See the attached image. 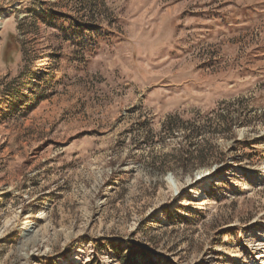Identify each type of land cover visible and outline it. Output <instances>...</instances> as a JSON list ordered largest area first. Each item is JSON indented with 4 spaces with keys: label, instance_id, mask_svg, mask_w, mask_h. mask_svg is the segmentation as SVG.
Returning <instances> with one entry per match:
<instances>
[{
    "label": "rangeland",
    "instance_id": "374dc122",
    "mask_svg": "<svg viewBox=\"0 0 264 264\" xmlns=\"http://www.w3.org/2000/svg\"><path fill=\"white\" fill-rule=\"evenodd\" d=\"M66 263L264 264V0H0V264Z\"/></svg>",
    "mask_w": 264,
    "mask_h": 264
},
{
    "label": "trees",
    "instance_id": "16d2710c",
    "mask_svg": "<svg viewBox=\"0 0 264 264\" xmlns=\"http://www.w3.org/2000/svg\"><path fill=\"white\" fill-rule=\"evenodd\" d=\"M103 3V2H102ZM104 5V3H103ZM83 15L85 16L84 19L88 20V18L91 19L92 16L87 15L86 13H83ZM39 19H43L45 20V22H47V24L51 27H54L55 25L53 24L52 21H48V19L44 16L41 15L39 16ZM67 20H72V22L74 24H76L75 28H74V34H79V33H83L86 35V33L90 32L93 28V22L90 21H78L75 20L74 17H69L67 16ZM92 33V32H90ZM99 35V34H98ZM96 43L91 41L90 43H88L87 45H84L85 47H93ZM95 49V47H93ZM22 98L16 99V101L21 100ZM221 119V117H220ZM181 118L178 117V115L175 116H170L169 118H167V120L163 123V128L169 132V134L166 131H163L164 133H166V135H170V134H176L177 131H185V136L190 138V141L193 137H199L202 136V131L199 130L200 128H202L201 126H196L194 128L188 129V127H186L185 125H181L180 122ZM190 121V120H189ZM228 122L229 124H231L233 122V118L231 117V114H228L225 119L222 117V121L219 120V123L221 124V122ZM180 124V125H179ZM175 160L178 163L179 166V170L184 172V173H191L193 171V169H198L201 166H204L206 161L210 158L218 157V154L215 155V152L212 150L211 147H208L207 145H195V143H190L188 144V148L185 147H181L180 149L177 150V153H175ZM216 160H221L220 157H218V159ZM161 163L158 167H162ZM174 167H163V172L169 170V169H173Z\"/></svg>",
    "mask_w": 264,
    "mask_h": 264
},
{
    "label": "bare ground",
    "instance_id": "6f19581e",
    "mask_svg": "<svg viewBox=\"0 0 264 264\" xmlns=\"http://www.w3.org/2000/svg\"><path fill=\"white\" fill-rule=\"evenodd\" d=\"M67 264V263H66Z\"/></svg>",
    "mask_w": 264,
    "mask_h": 264
}]
</instances>
